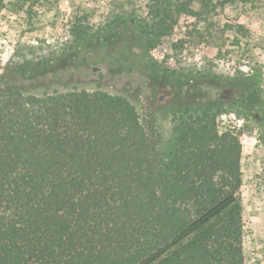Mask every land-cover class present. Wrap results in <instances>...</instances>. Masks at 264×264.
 <instances>
[{
  "label": "trees",
  "instance_id": "1",
  "mask_svg": "<svg viewBox=\"0 0 264 264\" xmlns=\"http://www.w3.org/2000/svg\"><path fill=\"white\" fill-rule=\"evenodd\" d=\"M146 1L144 18H117L103 35L79 28L65 56L86 58L95 43L121 45L123 58L137 50L150 76L193 94L160 111L163 132L124 96L37 82L49 61L0 70V264H245L242 146L217 121L262 104L259 73L157 63L151 51L180 16L216 5Z\"/></svg>",
  "mask_w": 264,
  "mask_h": 264
},
{
  "label": "rangeland",
  "instance_id": "2",
  "mask_svg": "<svg viewBox=\"0 0 264 264\" xmlns=\"http://www.w3.org/2000/svg\"><path fill=\"white\" fill-rule=\"evenodd\" d=\"M146 0H0V70L24 58L49 61L55 71L37 82L61 81L78 88H100L121 95L142 116L144 107L160 119L164 107L187 102L186 89L165 87L143 68L138 51L121 57V45L95 43L86 58L71 60L75 33L103 35L117 18L146 16ZM209 15H182L169 36L151 51L167 68L200 71L233 78L237 73H259L260 101L251 112L233 109L217 121L218 128L238 134L242 146L240 189L243 206L245 264H264V0H214ZM192 11L199 9L194 0ZM242 27V28H239ZM100 34V35H101ZM69 52V53H70ZM137 54V55H135ZM25 56V57H24ZM83 56V54H82ZM196 74V73H193ZM206 87L216 86L214 80ZM226 91V99L231 91ZM214 92L211 93V96Z\"/></svg>",
  "mask_w": 264,
  "mask_h": 264
}]
</instances>
